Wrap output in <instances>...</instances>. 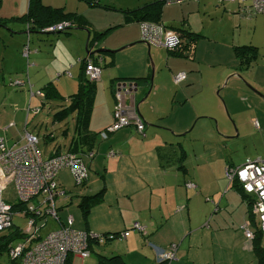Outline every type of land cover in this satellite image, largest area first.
I'll return each instance as SVG.
<instances>
[{"label":"crops","instance_id":"crops-1","mask_svg":"<svg viewBox=\"0 0 264 264\" xmlns=\"http://www.w3.org/2000/svg\"><path fill=\"white\" fill-rule=\"evenodd\" d=\"M151 1L153 0L147 2ZM80 2L82 3L81 10L75 11L69 8L67 3L64 6L66 10L78 12L84 16L88 22L89 40L91 33L105 29H97L92 18L88 15L97 6H90L83 3V0ZM147 2L134 8L120 9V16L122 17L118 18L117 21L119 22L113 25L114 27L101 41L92 43L93 46L88 51L86 50L85 59H94L97 55L92 54H99L103 66H111L113 70L104 76L100 75L99 78L100 82L106 83L108 81L109 91L101 94L95 83L88 126L90 132L99 133L110 124L111 112L115 102L113 97L115 82L119 79L148 76L151 70V58L154 61V89H159L164 83L163 89L165 94H168L166 105L163 108L167 105L171 107L169 123L155 124L157 119L166 115L165 110L159 108L155 112V119L149 118L155 125L149 124L150 127H147L146 122L140 116L145 126L143 135L138 134L132 126H128L109 134L106 139H102L104 142L96 146L94 144L91 149L94 151V157L90 161V165L88 164V168L93 169L96 177H90L89 173L87 181L84 183L88 189L81 194H67L69 192L65 189L63 175L66 173L69 175L70 171L61 170L58 174L62 176V179L56 178L60 191L64 192L62 195L63 203L59 208L64 209L68 214L64 221H60L57 216V223L65 225L67 218L71 217V226L75 229L99 233L118 232L121 234L126 232V235L122 236L121 239L118 236L111 237L103 244L108 246L114 240L120 241V244H117L120 247L117 250H111L110 256L118 255L125 264H214L216 245L221 247L226 244L229 247L231 242L240 240L245 244L244 247H248L253 253L252 241L257 231L254 223H257L258 220L250 211L249 200L248 207L239 191L232 189L228 180L224 179L223 172L220 171V174L215 175L212 168L215 163L209 160L211 147L205 144L201 150L194 148L190 149V152H185L180 143L182 140L180 136L188 130L193 119L198 121L204 116L212 115L210 112L213 106L215 108L216 105L219 108L222 107L211 93L203 92L205 87L211 86L212 89H217L222 85L224 86L225 83L228 86L231 81L241 82L240 77L247 76L256 91L258 90L264 95V58L257 62L259 54L260 56L264 54L259 53V49L254 45L256 47L255 57L249 61V65L244 66L241 70L238 69V56L234 48L240 43H235L232 37H226L223 32L207 33V28H204L206 21L202 20L205 17L215 19L214 14L217 12L218 22L235 20L240 22L245 18L255 17L259 13L248 14L242 11L241 8L245 2L237 1L188 0L180 3L167 2L162 7L159 22L167 29L177 33L182 41L181 44L183 43L184 46L177 51L169 52L163 49L164 47L152 46L154 48L151 49L150 46L147 45L146 47L141 44L139 46L142 48L143 55L140 62L122 61L118 63L116 55L121 52L117 54L116 52L134 43L142 42L140 23L130 21L131 16H127L125 10H133ZM42 3H45V0H42ZM198 8L201 10L198 11ZM26 27L28 28V22ZM26 27L24 26L25 29ZM115 30H122L123 33L119 38L112 40ZM185 31L197 33L199 37L191 43H186L184 36H182ZM88 40L85 43L86 48H88ZM94 47L106 48L109 51L96 52L95 50L98 48ZM145 51H147L148 57L144 56ZM34 56L38 57V53H35ZM82 59L78 58L77 61L81 63ZM254 63L257 64L253 69L252 64ZM258 67L262 71L261 78L256 74ZM180 71L185 72L186 77L183 81L174 83L173 75ZM53 75L47 78L52 83H54ZM26 80L29 83L27 75ZM26 80L15 79L13 81H21L24 84ZM140 83L145 84L144 82ZM140 83H138L137 91ZM174 84H178L179 87ZM9 85L14 86L11 81H9ZM29 88L32 89L30 83ZM37 91H34L35 96L29 98L24 113L23 131L26 129L29 116L37 114L40 110V107L30 105L31 99L39 96L42 101H45L43 97L36 94ZM137 91L134 95L135 103ZM256 91H254L256 97L253 98H256L259 104H264V96ZM59 94L65 97L62 101L68 103L66 98L68 95L64 96L61 92ZM223 97L229 116L233 119L239 107L232 104L231 97L227 98L225 95ZM175 103H178L179 106ZM227 104L234 114L230 112ZM29 108L32 109L30 112H28ZM248 108L251 109L250 106ZM36 109L37 111H35ZM20 111L22 112V109L12 113V120L0 124V136L4 138L7 145H11L16 137L12 132L19 133L15 122L19 121L16 119L22 120V116L18 115ZM216 117L217 130L231 135L227 132L229 126L225 122V117L221 115ZM6 118V115L0 113L1 121ZM21 133L18 135L19 139ZM237 135L239 136V131ZM67 148L68 145L65 152H59V147H56L55 150L57 153H66L69 151ZM110 150L115 154L109 156L108 151ZM181 150L184 151V154L181 153ZM228 165L238 166L227 163L224 169ZM94 178V182L98 184L93 186L92 179ZM225 181L227 182L226 186ZM187 182L194 183L196 188L187 189ZM222 186H225L222 194L226 193L227 190L232 189V191H228L227 195H220ZM102 187L105 188L102 201L90 208L88 216L83 220L81 211L77 206L78 197L84 194H92ZM205 192H209L211 195H203ZM72 206H76L79 210L78 216L69 213V208ZM178 206L182 208L177 211ZM134 223L140 224L145 231L141 232L134 228ZM243 223L248 224V228L253 233L252 238H247L244 235L241 229ZM173 245L175 247L174 258L162 260V254L171 249ZM196 248L198 253L194 251Z\"/></svg>","mask_w":264,"mask_h":264},{"label":"rangeland","instance_id":"rangeland-1","mask_svg":"<svg viewBox=\"0 0 264 264\" xmlns=\"http://www.w3.org/2000/svg\"><path fill=\"white\" fill-rule=\"evenodd\" d=\"M147 1L149 0H99L97 8L88 15L92 18L97 29H106L107 27L116 24V22H119L117 21L118 18L122 17L120 16V9L134 8ZM81 2L80 0H45V3L43 4L46 6L49 4L48 7L54 12L50 15V18L53 19V16L57 18L59 17L58 15L68 11L64 6L66 3L69 8L76 11L81 10ZM83 3L86 2L84 1ZM29 5L30 0H0V113L7 116L4 121L0 120V124L12 120V113L22 109V112H18V115L22 116V120L16 119L19 121L15 122L19 133L23 132L24 113L29 98L35 96L34 91L40 89L45 83L51 82L50 79L47 78H50L54 74L53 85L57 91L59 93L61 92L64 96L70 95L77 90L79 85L78 72L80 66L77 59L84 58L89 48L93 46L90 45L88 48H85L88 27L84 29L80 27H72L57 32L29 33V29L26 27V18L29 16ZM200 10L201 9L198 8V11ZM209 11H211V8H209ZM214 16L215 19H209L207 17L202 19L203 21H206L204 28H207V33L210 32L211 34H214L213 32H223L226 37H232L235 43L238 42L240 43L239 45H255L259 49V53L264 54V14L259 13L255 17L245 18L240 22L237 20L218 22L217 12H215ZM209 20L211 21L210 23L208 22ZM1 22H4V24ZM208 25H210V27H208ZM122 33V30H115L112 35V40L119 38ZM141 44L147 47L146 43L140 41L127 48H121L120 51L116 52V54L121 52L116 55L118 63H121L122 61L130 63L140 62L143 55L142 48L139 46ZM150 48L152 49L154 47L150 46ZM23 51L27 52V56L23 54ZM35 53H38V57L34 56ZM144 56L148 57L147 51H145ZM262 58H264V55L260 56L259 54L257 62L261 61ZM106 59L107 58L105 57V60ZM151 61L152 63L154 62L152 58ZM255 64L257 63L252 64L253 69L256 67ZM66 71H69L72 76H67ZM111 71H113L111 66H102L100 75L104 76L111 73ZM261 73L262 71L258 67L256 74L260 78ZM56 74L60 75L57 76ZM26 75L28 76L29 83L32 84V89L29 88ZM15 79L26 80V83L20 85L13 84L14 86H10L9 81L12 83ZM148 79H150L152 85L147 94ZM249 80V77L245 76L240 77L241 82L231 81L228 86L227 83H225L224 86L222 85L217 89H212L211 86L208 88L205 87L203 92L211 93L222 107L219 108V106L216 105L215 108L213 106L212 111L210 112L212 115L204 116L198 121L197 119H193L190 122L188 130L183 132L180 136L182 138L180 143L185 152H190V149L194 148L201 150L205 144L211 147L209 160L215 163V165L212 166L213 172L215 175L220 174V171L221 173L223 172L222 176L224 179H226L224 175L225 164L232 163L236 166L242 164L247 158H264V104H259L258 100L253 98L256 95L254 92L256 89ZM94 83L97 84L98 90H100L101 94L102 92L106 93V91H109L107 85L108 81L104 83V81L100 82V79H98L94 80ZM153 84L154 78L153 75L151 76L150 70L145 84L140 83L137 91L138 93H136L138 111L146 122L147 127H150L149 124H167L171 118L170 105L163 108V106L166 105L168 95L165 94V90L163 89L162 85L164 83H162L161 86L159 85V89H154ZM174 85L178 86V84ZM256 92L263 95V93L258 90ZM146 94L147 96L145 97ZM223 95L227 98L231 97L232 104L239 107L237 114L235 115L231 110V107L227 104L230 108L229 110H231L230 112L234 114L233 119L229 116L226 109L224 97L222 98ZM62 100L63 99L61 98L54 97L50 98L49 101H42V98L38 96L30 101V105L38 106L40 107V110L37 114L29 116L26 130L37 136V148L44 158L56 152V147H59V152H65L66 146L70 144V140L74 135L73 127L75 113H72L65 120L53 121V114L55 111L59 110L61 106L67 104ZM175 105H178V103H175ZM248 106H250L251 109L248 108ZM159 108H163L166 115H163L164 117H161V119H157L156 117L157 123L153 124L149 118L155 119V112H157ZM218 115L225 117V122L229 126L227 132L231 135L224 134L217 130L216 116ZM253 119L258 122L259 129H255L252 125L251 121ZM238 131L239 136L237 135ZM19 133L12 132V134H15L14 136H16L14 141L19 139ZM62 133L65 134L63 135ZM50 135L53 136L50 137ZM102 142H104V140L99 137L97 132V142L95 146ZM67 171L69 170L67 169ZM89 173L90 177H96L93 169L88 168V175ZM70 174L71 173L69 172V175L68 173L63 175L64 185L66 186L65 189L69 192L67 194L76 195L85 192V190L88 189V186L75 185V181ZM57 179H62V176L58 174ZM94 181L95 178L92 179L93 186L98 184ZM226 181L225 186L227 183ZM225 186L221 187V192L219 191L220 195H227V193H229L228 191H232V189L227 190L226 193L222 194V190ZM203 195H211V193L205 192ZM3 197L7 203H16L17 196L13 183L8 184L3 192ZM62 197L63 196H60L55 200L58 210L57 216L60 221H64L65 216L68 214L64 209L59 208L63 203ZM78 211L79 210H77L76 206L69 208V213L72 215L78 216ZM57 222L58 220L47 216L46 224L41 227L35 235V240H33L31 244L36 242L39 238H44L49 231L58 228L59 224ZM12 223L14 224L13 228L0 231V235L9 234V232L16 229V227L21 230L25 229L26 223L25 219L22 217L14 216ZM220 243H222V241H220ZM117 244H120V241L114 240L108 246H95L94 252L91 253L90 257L83 260L75 257L74 259H71V264H95L97 255L110 256L112 252L111 250H117L120 247V245ZM261 244L264 247V235ZM244 246L245 244L241 240L231 242L229 247L226 244H223L221 247L216 245L214 264H258V257L255 252L253 251L252 253L248 247ZM194 251L196 252L197 248ZM7 263H9L8 252H2L0 254V264Z\"/></svg>","mask_w":264,"mask_h":264},{"label":"built area","instance_id":"built-area-1","mask_svg":"<svg viewBox=\"0 0 264 264\" xmlns=\"http://www.w3.org/2000/svg\"><path fill=\"white\" fill-rule=\"evenodd\" d=\"M188 0H170L168 3H180ZM220 2H245L242 11L248 14H264V0H219ZM72 25L69 21L45 27L42 31L57 32ZM141 40L150 46L164 47L172 50L180 44V37L177 33L167 29L161 23L148 21L140 22ZM27 56V52L23 51ZM102 59L99 56L97 61L86 58L84 61V74L89 80L94 81L100 78ZM67 76H71L66 71ZM186 77L185 72H177L173 75V82L179 83ZM14 82V81H13ZM12 84H23L15 81ZM135 83L130 80H119L113 86L114 106L111 112L112 120L103 130L99 132L101 139H106L108 134L120 128L132 126L134 130L143 135L144 123L134 112L133 104L127 99L132 97ZM42 97L41 92H37ZM32 109L29 108L28 112ZM37 111V109L35 110ZM254 127L258 128L255 119L252 120ZM38 138L35 134L26 129L21 133L20 139L12 145H6L4 138L0 136V231L11 225L14 216H22L25 219L23 236L9 249L8 256L11 264H65L70 257L86 259L89 256V245H101L108 238L118 236L119 239L126 235L113 233H96L93 231L74 229L71 226V217L67 218L66 224L49 231L44 238L36 242L35 235L46 223L47 216L56 220L57 207L55 200L64 195L57 183V175L63 169H68L75 185H81L88 175V164L93 156V150L83 153H56L43 158L37 148ZM115 153L110 150L108 155ZM224 174L231 184L235 180L242 191L248 196L250 211L257 217L258 222L254 223L257 230L264 233V159H245L236 167L227 166ZM9 183L15 186L16 203L24 204L21 209L14 210L13 204L4 200L3 192ZM187 189H194L195 184L186 183ZM182 207L178 206L176 210ZM133 227L139 231H145L143 227L134 223ZM241 229L247 238H252L253 233L247 223L241 225ZM30 242V244H29ZM172 247V248H171ZM167 252L162 254V260L174 258V245Z\"/></svg>","mask_w":264,"mask_h":264},{"label":"trees","instance_id":"trees-1","mask_svg":"<svg viewBox=\"0 0 264 264\" xmlns=\"http://www.w3.org/2000/svg\"><path fill=\"white\" fill-rule=\"evenodd\" d=\"M85 1L88 5L90 6H97L99 5V0H83ZM170 0H153L151 2H147L144 5L137 7L133 10H125L127 16L130 17V21H135V22H142V21H148L152 23H160V17H161V12H162V7L165 3H167ZM32 2V3H31ZM33 8V9H32ZM54 13L50 7L44 5L42 3V0H30V5H29V11H28V17L26 18L28 22V32H35V33H46V31H42L45 27L59 23L61 21H69L72 25L69 27L63 29L62 31L69 29V28H76L80 27L82 29L88 27V22L84 18V16L80 15L77 12H70V11H65L63 14L58 15L59 17H52L53 19L50 18V15ZM26 22V23H27ZM4 24V22H1ZM33 24V25H32ZM114 26L107 27L105 30L100 31V32H95L91 33V37L87 42L88 47L94 43V42H99L101 41L104 36L113 28ZM68 34V33H67ZM181 36V35H180ZM182 36L185 38L186 43H191L192 41H195L198 37L199 34L193 33L190 31H185L182 33ZM180 44L172 49L169 50V52H174L179 50L183 45V43ZM236 55L238 56V69L241 70L246 65H249V61L252 60L255 55H256V47L253 45H238L235 46L234 48ZM97 55L94 59H92L94 62L97 61L98 57L100 56L99 54H94ZM84 61L85 58L81 60L80 63V72H79V85L77 87V90L68 95L66 98L68 99V103L66 105H63L60 107L59 110L55 111L53 114V121H59V120H65L67 119L72 113H75L74 117V135L72 136L70 140V144L68 145L67 150L70 153H75V154H83L84 151L89 152L93 148L94 144L97 142V133L90 132L88 129V124H89V118H90V110L94 98V92H95V83L94 81H91L88 79V77L85 76L84 74ZM103 64H101V69H102ZM148 76L146 77H140V78H131V79H119V80H130L133 81L134 83L140 82H146ZM118 81V80H117ZM151 86V81L148 79V91L150 90ZM39 92L42 93V97L46 100L49 101L50 98L58 97L61 99H64L65 97H62L57 89L54 87L52 82H47L45 83L39 90ZM256 128V127H255ZM25 130V129H24ZM65 134V133H63ZM99 134V133H98ZM111 134V133H110ZM109 135V134H108ZM108 137V136H107ZM5 141V140H4ZM15 142V141H14ZM13 142V143H14ZM12 143V144H13ZM6 144V141H5ZM11 144V145H12ZM7 145V144H6ZM8 146V145H7ZM89 150V151H87ZM85 152V153H86ZM109 152V151H108ZM57 152L53 153L56 154ZM181 153L184 154V151L181 150ZM94 157V151H93V156L91 159ZM264 159V158H263ZM91 161V160H90ZM90 163V162H89ZM230 166V165H228ZM181 168V167H180ZM183 170V168H182ZM88 178V175H87ZM86 180L81 184L84 185V183L87 181ZM79 185V186H81ZM231 188L234 190L239 191V194L242 196L244 201H246V204L249 207V202H248V196L242 191L241 187L239 184L233 180L231 182ZM195 189V188H194ZM105 188L102 187L96 192L92 194H84L79 196V201L77 203V206L79 210L81 211L82 214V219L85 220L86 217L88 216V213L90 211V208L93 206L97 205L102 201V197L104 195ZM25 205L21 203H14L12 205V208L14 210L21 209ZM22 217V216H18ZM23 218V217H22ZM14 224L11 222V225L4 229H10L13 228ZM2 230V231H4ZM23 230L19 229L16 227V229L11 230L9 234H1L0 235V254L2 252H9V249L14 245L20 238H22ZM89 231V230H87ZM99 233V232H96ZM113 234H118V232H115ZM264 233H261L259 230L255 232L254 238H253V251L258 257V264H264V248L261 245V240L263 238ZM102 243L101 245H103ZM101 245H94L92 246L91 244L89 245L90 252L89 256L91 255L92 252H94L95 246H101ZM87 257V258H88ZM71 258L69 257L68 260L65 262V264H71ZM11 262L9 261V263ZM95 264H125L121 257L118 255L114 256H103V255H98L96 263Z\"/></svg>","mask_w":264,"mask_h":264},{"label":"water","instance_id":"water-1","mask_svg":"<svg viewBox=\"0 0 264 264\" xmlns=\"http://www.w3.org/2000/svg\"><path fill=\"white\" fill-rule=\"evenodd\" d=\"M88 36H89V30L87 31V39L86 40H88ZM147 45L150 46L149 44H147ZM95 51L96 52H106V51H109V49H106V48H98ZM150 65H151V76H152L153 75V63L151 62ZM135 86L136 87L134 89V93L132 94V97L130 96L129 99H127V102H129V104H133V106H134V112L140 117L141 115L139 114V111H138V104L135 103V99H134L135 92L137 91V83H135Z\"/></svg>","mask_w":264,"mask_h":264},{"label":"bare ground","instance_id":"bare-ground-1","mask_svg":"<svg viewBox=\"0 0 264 264\" xmlns=\"http://www.w3.org/2000/svg\"><path fill=\"white\" fill-rule=\"evenodd\" d=\"M73 228V227H72ZM75 229V228H74Z\"/></svg>","mask_w":264,"mask_h":264}]
</instances>
